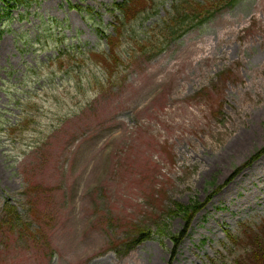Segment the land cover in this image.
<instances>
[{
    "label": "rangeland",
    "instance_id": "1",
    "mask_svg": "<svg viewBox=\"0 0 264 264\" xmlns=\"http://www.w3.org/2000/svg\"><path fill=\"white\" fill-rule=\"evenodd\" d=\"M116 1L39 0L0 22V264H232L247 241L231 237L264 221V154L250 162L264 147V0L150 58L136 42L166 0L127 26L119 77L79 93V68L103 70L76 61L69 74L74 61L56 58L107 49L97 25L113 30ZM194 202L206 203L175 246L185 219L171 211ZM137 228L153 237L124 254Z\"/></svg>",
    "mask_w": 264,
    "mask_h": 264
},
{
    "label": "trees",
    "instance_id": "2",
    "mask_svg": "<svg viewBox=\"0 0 264 264\" xmlns=\"http://www.w3.org/2000/svg\"><path fill=\"white\" fill-rule=\"evenodd\" d=\"M239 1L240 0H170V8L165 11V14L155 24L154 30L157 32L145 36V38L140 41L137 40L136 44L141 46L144 55L152 58L164 51L167 44L181 38L193 28L200 27L211 21L222 11L234 7ZM33 2L38 3L39 0H0V22L4 19H9L12 15V11L17 7L30 6ZM164 2H166V0L116 1L112 5V11L116 19L113 24V30L109 33L102 25H97L101 37L106 41L107 49L100 51H95L93 49L84 50L79 44H77V49H75L73 44L61 48L56 61L63 63V61L67 59L75 63V67H71L70 65L66 68V73L78 69L76 61L86 63L91 60L98 64L103 70V75H106V79L99 78L93 80L84 73L86 76V80H84L85 76L82 75L80 72L81 68H79V71L76 72L78 77L75 79L73 89L77 88L79 93L87 91V88L88 90L92 89L96 94L104 93L107 84L119 77V73L116 74V76H113V74L119 71V66L128 58L124 56L122 51L125 43L124 39L129 32H127V26L134 24V22L141 17L146 19L155 15L158 12L159 5ZM71 6L79 11L84 9L88 10L89 15L94 12V9L90 6L84 7L83 5L75 3H71ZM130 36L134 38L139 35L133 30ZM127 56H129V54H127ZM53 61L54 59L50 61V64H53ZM108 64H114V67H110ZM110 68L116 69L111 71ZM262 154H264V147L258 149L253 154L254 156L250 162L254 161ZM208 199H210V197ZM205 203L194 202L186 206L175 203V210L171 211V213L174 215L181 213L182 217L185 219V227L180 236L169 234L175 246H178L181 237L185 235L193 217L205 206ZM12 207L13 206L7 209L10 216L14 215V209ZM247 230H249V232ZM161 231L163 232L162 234H166V231L163 229ZM244 232L246 233L244 236L247 238L243 236L240 238L239 236L231 237L237 245H241L247 241L242 247L243 251L233 259L232 264H264V221L255 226H247ZM133 235L134 236L123 245L124 254L129 253L141 242L153 237V233L149 229L146 230L141 228H137Z\"/></svg>",
    "mask_w": 264,
    "mask_h": 264
}]
</instances>
